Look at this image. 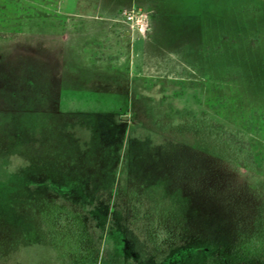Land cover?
I'll list each match as a JSON object with an SVG mask.
<instances>
[{"label": "rangeland", "instance_id": "1", "mask_svg": "<svg viewBox=\"0 0 264 264\" xmlns=\"http://www.w3.org/2000/svg\"><path fill=\"white\" fill-rule=\"evenodd\" d=\"M0 264H264V0H0Z\"/></svg>", "mask_w": 264, "mask_h": 264}, {"label": "crops", "instance_id": "2", "mask_svg": "<svg viewBox=\"0 0 264 264\" xmlns=\"http://www.w3.org/2000/svg\"><path fill=\"white\" fill-rule=\"evenodd\" d=\"M75 14V15H79L78 11H70L69 13ZM84 16V15H83ZM87 17H90L92 20L94 19H101L104 20L105 22H97L99 24V27L101 28H97V33H95V38H84L82 32H79L78 34L76 33L75 28L72 26V24H68L65 26L64 29V33L62 36V43H63V51L62 54L59 56L60 59L56 60L54 62L59 63L60 61H64V60H69L72 63L77 62L80 63L82 66L84 65V68L90 69L87 70L85 72V74L83 75V78L85 81H82L79 85L81 91L84 89V87L87 85V83H89L90 79L94 77V79H97L99 77V75H103L105 73H108L109 76L111 77L112 80H116L117 78H120L122 76V74H118V71L113 70V69H109V67H105L103 66V62L105 63V58L98 56L97 54H94L91 52V50L93 48H95V44L96 42H98V40H100V38H111L112 34H111V29H110V23L113 22L115 15L112 18H107L105 17L106 15L104 13H102L100 8H96L94 11L93 15H86ZM159 15L154 14V18L152 19V24H153V28L154 31L152 33H150L148 35V38L151 39L153 42L159 43V41L161 40L160 38L158 39L157 37V33L154 35V32H156L155 29V23L159 21ZM97 25V24H96ZM112 63H121V60H116L114 57L109 56ZM108 58V60H109ZM102 77V76H101ZM60 85H64V84H60ZM142 89V87L140 88V90ZM70 94L73 95V91L70 90ZM131 91L133 97H134V101H138V98L136 97L137 92L136 89L129 87V92ZM102 97H100V99L102 101H104L103 99V95H101ZM112 97V96H111ZM99 98L98 95H96L94 101H97ZM116 101L120 100V97H115ZM129 99V98H128ZM73 99H71L69 102H72ZM86 100L88 101V98H81L79 101L82 102H86ZM77 100H75L74 102H76ZM93 101V102H94ZM120 102V101H119ZM128 102V100H127ZM133 102V103H135Z\"/></svg>", "mask_w": 264, "mask_h": 264}, {"label": "trees", "instance_id": "3", "mask_svg": "<svg viewBox=\"0 0 264 264\" xmlns=\"http://www.w3.org/2000/svg\"><path fill=\"white\" fill-rule=\"evenodd\" d=\"M222 137L224 143L241 158L242 166L252 162V157L249 153L250 144L246 136L234 130H224Z\"/></svg>", "mask_w": 264, "mask_h": 264}, {"label": "clouds", "instance_id": "4", "mask_svg": "<svg viewBox=\"0 0 264 264\" xmlns=\"http://www.w3.org/2000/svg\"><path fill=\"white\" fill-rule=\"evenodd\" d=\"M8 159L11 161L7 171L10 174H14L16 171H18L20 168H25L29 166V161L25 160L23 157L13 154L8 157Z\"/></svg>", "mask_w": 264, "mask_h": 264}, {"label": "built area", "instance_id": "5", "mask_svg": "<svg viewBox=\"0 0 264 264\" xmlns=\"http://www.w3.org/2000/svg\"><path fill=\"white\" fill-rule=\"evenodd\" d=\"M136 15L137 13L134 12V10L130 12H123V16L127 22H133L135 19H137L138 17Z\"/></svg>", "mask_w": 264, "mask_h": 264}]
</instances>
